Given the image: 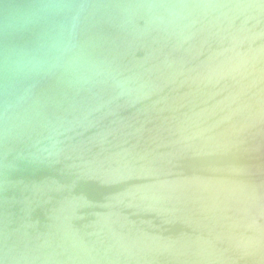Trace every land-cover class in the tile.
Segmentation results:
<instances>
[{
    "label": "water",
    "instance_id": "95a60500",
    "mask_svg": "<svg viewBox=\"0 0 264 264\" xmlns=\"http://www.w3.org/2000/svg\"><path fill=\"white\" fill-rule=\"evenodd\" d=\"M0 264H264V0H0Z\"/></svg>",
    "mask_w": 264,
    "mask_h": 264
}]
</instances>
